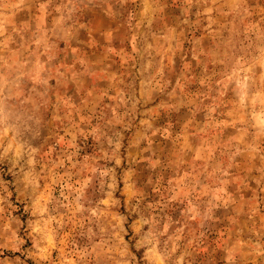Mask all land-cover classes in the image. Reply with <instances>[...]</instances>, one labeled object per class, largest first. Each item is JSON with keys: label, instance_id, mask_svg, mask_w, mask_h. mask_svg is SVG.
I'll return each instance as SVG.
<instances>
[{"label": "rangeland", "instance_id": "obj_1", "mask_svg": "<svg viewBox=\"0 0 264 264\" xmlns=\"http://www.w3.org/2000/svg\"><path fill=\"white\" fill-rule=\"evenodd\" d=\"M0 264H264V0H0Z\"/></svg>", "mask_w": 264, "mask_h": 264}]
</instances>
